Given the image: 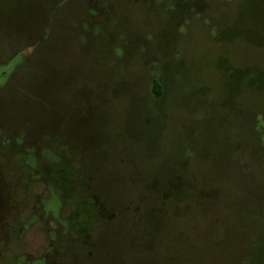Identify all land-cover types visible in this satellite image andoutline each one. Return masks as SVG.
<instances>
[{
    "label": "rangeland",
    "instance_id": "rangeland-1",
    "mask_svg": "<svg viewBox=\"0 0 264 264\" xmlns=\"http://www.w3.org/2000/svg\"><path fill=\"white\" fill-rule=\"evenodd\" d=\"M7 13L0 264H264V0Z\"/></svg>",
    "mask_w": 264,
    "mask_h": 264
},
{
    "label": "flooded vegetation",
    "instance_id": "flooded-vegetation-1",
    "mask_svg": "<svg viewBox=\"0 0 264 264\" xmlns=\"http://www.w3.org/2000/svg\"><path fill=\"white\" fill-rule=\"evenodd\" d=\"M9 14H5L6 17L5 18H8ZM25 22L26 19L24 18L23 19ZM9 22L6 23L5 25V28H4V31L0 34V36H2L1 38V45H0V55L3 54H7L9 53L10 51H13L14 49L28 43L29 41V27L27 24H22V25H18V26H15L16 28H13V18H8ZM27 22V21H26ZM12 23V24H11ZM8 49L10 51H8ZM8 51V52H7ZM17 58L18 60L20 61L22 59V55H17ZM83 106V105H81ZM73 118V117H72ZM78 120V118H76ZM75 118L72 119L73 123H77V120ZM64 125V122L61 123L60 127ZM58 144L59 143H62V141H57ZM78 158V157H77ZM79 159H83L81 157H79ZM1 193H3V191L0 192V195ZM3 197V195H1ZM70 219V218H69ZM44 264H47L45 258H42Z\"/></svg>",
    "mask_w": 264,
    "mask_h": 264
},
{
    "label": "trees",
    "instance_id": "trees-1",
    "mask_svg": "<svg viewBox=\"0 0 264 264\" xmlns=\"http://www.w3.org/2000/svg\"><path fill=\"white\" fill-rule=\"evenodd\" d=\"M226 85H227V90H228V92H230V87H231V85H232V81H227L226 83H225ZM151 92H152V94H153V96H155V97H159V96H161V90H160V86H159V83H158V80L156 79V78H152V81H151ZM261 119V123H256L255 122V124H253V126L256 128V130L258 129V127L260 126V127H263V125H264V120L262 119V117H260ZM262 136L261 138H263L264 139V134H259V133H257L256 132V136H257V138H258V136ZM256 141V140H255ZM55 184V183H54ZM53 187V186H52ZM55 187V186H54ZM53 187V188H54ZM85 194H86V192H85ZM98 195V194H97ZM87 196V195H86ZM88 197V196H87ZM89 198V197H88ZM90 199V198H89ZM99 199V198H98ZM98 199H96V200H98ZM89 204V203H88ZM88 211V210H87ZM90 215V214H89Z\"/></svg>",
    "mask_w": 264,
    "mask_h": 264
}]
</instances>
